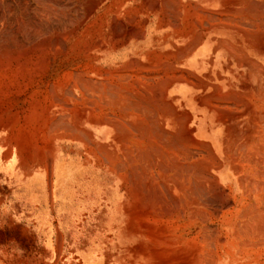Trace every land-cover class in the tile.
I'll use <instances>...</instances> for the list:
<instances>
[{"label": "bare ground", "instance_id": "bare-ground-1", "mask_svg": "<svg viewBox=\"0 0 264 264\" xmlns=\"http://www.w3.org/2000/svg\"><path fill=\"white\" fill-rule=\"evenodd\" d=\"M262 114L264 0H0V138L22 116L29 138L72 127L88 144L91 128L106 134L95 156L127 186L128 235L143 240L121 246L120 260L88 249L66 261L56 234L28 264L222 263L216 226L262 229L253 205L227 212L218 184L232 173L250 199L242 174L264 166ZM183 195L194 241L163 243L182 228L162 226L182 217Z\"/></svg>", "mask_w": 264, "mask_h": 264}, {"label": "rangeland", "instance_id": "rangeland-1", "mask_svg": "<svg viewBox=\"0 0 264 264\" xmlns=\"http://www.w3.org/2000/svg\"><path fill=\"white\" fill-rule=\"evenodd\" d=\"M251 81L250 83L253 84V80ZM260 106L263 105L261 103L256 105V107ZM260 117H264V115L262 114ZM25 118L22 116L14 131L2 135L0 153L6 151L9 154L6 162L8 172L14 169L18 153L24 154L23 156L34 165L39 164L38 168L41 167V164H45V167L49 168L54 213L50 216L46 212L45 173L39 171L29 184L37 185L42 192L38 198L43 207L41 212H24L21 209L17 211L21 204L17 200L14 201V196H8L9 201L0 205L4 209L0 212V264H28L27 262L36 258L35 255L41 254L40 248L46 242L47 236H51V239L55 240L56 234L63 236L65 260L78 259L81 252L92 249L103 261H115L120 258L118 252L121 249L142 242L143 240L137 238L132 241L128 235L130 232L129 219L125 217L124 204L131 203L132 200L125 195L127 186L124 182L118 183L115 180L116 173L111 172L109 164L104 158L97 159L95 156V142H99V140H106V143L111 142L106 134L95 133V129L91 128L90 132L95 137V142L88 140V144L78 141L72 127H69L70 130H61L57 133L38 131L29 138L19 132L26 124ZM65 122L70 124L72 121L66 119L63 123ZM54 123L52 119L51 128L56 127L57 124ZM82 123L81 128L84 131L86 124ZM41 124L37 123L38 128ZM70 126L72 125L70 124ZM191 132L193 133V129ZM191 132L189 133L191 134ZM83 137L86 136L83 135ZM19 140L22 141V145L17 148ZM34 150H37L36 154ZM258 167L264 171V166ZM259 168L256 170L249 167H246V170L243 168V178L249 177L246 181L244 180V191L246 192L249 185L248 193H246L250 194V199L242 197L239 187L235 185V177L232 173L219 176L218 184L225 190V198L232 203L227 212H244L253 205L254 210L260 211L264 215V177ZM251 181H256L257 185ZM246 183L249 184L246 185ZM251 187L254 191L251 190ZM181 198L184 202L180 209L183 212L182 217L164 219L162 227L165 229V226H172L174 223L173 226L182 228L176 233L159 236L163 243H181L184 246L185 243L194 241L198 229L194 228V223L191 225L189 222L190 207L188 203H185L187 199L185 200L184 195ZM29 213L35 214V216L31 218L17 216ZM263 218L262 216V225L260 226L262 229H259V232L257 231L258 233L256 232L254 236L248 232L250 233L249 237L247 231L240 232L243 236L240 234L236 236L237 232L227 230L226 224L216 226L223 231L221 255L223 254L225 259L220 264H264ZM48 227L52 234H44ZM212 248L217 251L215 245H212Z\"/></svg>", "mask_w": 264, "mask_h": 264}, {"label": "crops", "instance_id": "crops-1", "mask_svg": "<svg viewBox=\"0 0 264 264\" xmlns=\"http://www.w3.org/2000/svg\"><path fill=\"white\" fill-rule=\"evenodd\" d=\"M8 153H0V205L9 201L8 196H14V201L20 202V208L24 212H41L42 205L41 201L38 199L42 192L37 185L29 184L36 173H45V191L47 193L46 197V212L51 214L54 213V203L52 198V186L50 183V171L49 168L45 167V164H33L28 158H25L22 153L16 155V164L12 171L6 169V162L8 161ZM31 185V186H28ZM16 197V198H15ZM3 207L0 206V212L3 211ZM44 210V209H43ZM21 218H31L35 214L17 215Z\"/></svg>", "mask_w": 264, "mask_h": 264}]
</instances>
